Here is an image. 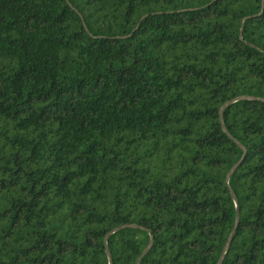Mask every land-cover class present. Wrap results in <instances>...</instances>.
<instances>
[{"label": "trees", "instance_id": "16d2710c", "mask_svg": "<svg viewBox=\"0 0 264 264\" xmlns=\"http://www.w3.org/2000/svg\"><path fill=\"white\" fill-rule=\"evenodd\" d=\"M230 192L264 264V0H0V264H217Z\"/></svg>", "mask_w": 264, "mask_h": 264}, {"label": "water", "instance_id": "95a60500", "mask_svg": "<svg viewBox=\"0 0 264 264\" xmlns=\"http://www.w3.org/2000/svg\"><path fill=\"white\" fill-rule=\"evenodd\" d=\"M243 98H237L236 100H233L231 102H228L226 103L222 108H221V111H220V114L222 113V111L227 108L228 106H230L231 104H233L234 102L238 101V100H242ZM221 127H222V130L224 133L227 134L226 132V128L225 126L223 125V123L221 122ZM228 135V134H227ZM241 148V147H240ZM240 163V162H239ZM239 163H237L236 165H234L230 171L228 172L226 178H225V184L228 188V180L229 178L231 177V175L233 174V172L236 170V168L239 166ZM230 195L233 199V202H234V205H235V222H234V225H233V228H232V231L220 253V256H219V259H218V262L217 264H222V261L225 257V254L227 253V250L229 248V245L234 237V234H235V231H236V227H237V224H238V218H239V210H238V207H237V201L235 199V197L233 196V194L230 192ZM131 226H125L124 228H130ZM123 228H118V229H115L113 231H111L109 234H107V236L104 238V245L106 246V242H107V238L110 237L112 234L116 233L117 231L121 230ZM151 241H152V238H150V242L148 244V246L145 248V250L142 252V254L139 256V258L137 259L136 261V264H140L142 258L147 254L148 250L150 249V246H151ZM106 254H107V259H108V264H111V259H110V255L106 249Z\"/></svg>", "mask_w": 264, "mask_h": 264}]
</instances>
